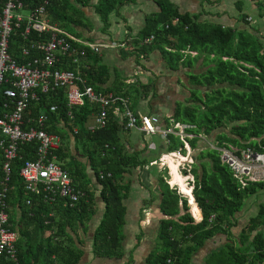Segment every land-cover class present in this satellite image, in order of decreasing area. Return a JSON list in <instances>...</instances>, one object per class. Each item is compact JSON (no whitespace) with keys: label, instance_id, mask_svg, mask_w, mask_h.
<instances>
[{"label":"trees","instance_id":"16d2710c","mask_svg":"<svg viewBox=\"0 0 264 264\" xmlns=\"http://www.w3.org/2000/svg\"><path fill=\"white\" fill-rule=\"evenodd\" d=\"M21 1L27 10L40 4L38 0ZM153 1L158 11L145 16L143 27L134 38V45L131 42L134 48L118 50L128 58L133 57L136 62L147 61L152 51L159 50L172 71H179L182 67L193 69L199 62L206 69L201 74L189 73L190 84L196 87L192 92L191 104H178L163 127L170 126L171 120L188 123L197 126L196 130L191 131L196 135L204 134L219 143L249 146L264 152L263 12L257 27L255 24L258 22L253 14L247 13L243 1L238 0L234 2L236 24L226 25L203 21V14L181 12L171 0ZM134 2L136 0H49L47 14L51 24L82 39L79 30L92 32L95 28L86 9L93 8L94 15L103 25L102 33L107 34L111 15ZM4 3L5 0H0V11ZM214 3L213 0H202L203 8L214 6ZM256 4L261 5L259 2ZM176 19L178 22L174 23ZM151 36L153 40L150 44H141ZM49 38L50 34H40L34 30L26 34V25H21L13 32L9 52L23 62L24 48ZM89 43L94 41L89 40ZM74 47L78 52H84L76 55L77 63H73L74 57L69 54L60 57L56 67L79 73L84 81L79 83V87L88 86L98 94L112 93L123 98H128L129 90L140 98L154 93L152 86L141 84H134L133 89H124L120 85L106 88L110 72L106 66L99 65L103 51L96 53L77 43ZM188 52H196L197 55ZM199 87L212 88L205 92L206 102L199 100ZM66 92L62 88L48 93L39 92V99L31 104L26 118H36L42 112L48 114L45 130L61 136L63 145L56 154L69 171L75 188L82 191L84 196L71 207L66 199L57 198L50 203L46 200V194L28 192L20 171L26 161L37 158V144L32 142L19 147V156L12 162L7 202L9 227L19 235L16 247L21 264H80L83 252L65 244L63 240L57 242L55 238H64L68 228L74 230L75 226H84L94 215L95 191H99L104 202V214L94 234L93 251L97 257L123 259V228L127 214L124 201L131 191V184L126 179L144 172L151 157L148 146L135 152L124 146L122 136L127 121L117 118L113 107L107 108L104 127L92 126L89 120L94 114H100L101 107L87 103L83 107L69 108ZM6 102L5 97L0 96V117L5 114ZM52 106L57 107L55 112H50ZM200 107L204 110L201 118L198 117ZM227 127L229 131H221ZM168 140L169 144L163 141V150L186 152L185 144L179 137L170 135ZM200 141L199 138L188 140L192 149H198ZM81 147L84 152L81 156L85 161L78 160L73 152L74 149L78 154ZM179 159L181 161L182 157ZM3 163L4 156L0 150V190L5 177ZM169 167L173 174L171 183L178 185L190 197L192 213L197 221L201 219V209L203 220L195 222L189 211L188 198L182 196L178 189H171L166 180L168 175L161 173L158 177L161 210L169 219L160 223L159 247L150 254L147 264H193L195 257L210 242L216 241L215 238L222 240L220 237L225 238V243L214 248L204 264H264V202L259 204L257 214L249 219L239 238H235L233 231L239 226L238 216L245 208V200L263 192L264 181L242 187L230 168L221 162L219 154L207 147L198 152L191 170L195 177L193 193L185 177L179 173L178 161L171 160ZM28 201L31 203L28 204ZM17 207L24 218L23 226H34L32 233L24 228L18 231L15 226L10 209ZM182 209L184 215H181ZM49 233L45 239L44 236ZM0 264L10 263L1 258Z\"/></svg>","mask_w":264,"mask_h":264},{"label":"built area","instance_id":"2783aa9c","mask_svg":"<svg viewBox=\"0 0 264 264\" xmlns=\"http://www.w3.org/2000/svg\"><path fill=\"white\" fill-rule=\"evenodd\" d=\"M38 1L40 4L37 7L27 10L21 0H5L4 7L0 11V96H4L7 100L5 114L0 117V150L4 156L3 172L5 175L0 190V259L3 258L10 264H21L16 247L19 235L9 227L10 215L7 202L12 162L18 158L21 145L32 142L37 144V158L33 161H26L20 171V176L28 192L46 194V200L50 203L57 198L66 199L71 207L75 206L84 196L82 191L75 188L69 171L64 168L56 154L63 145L61 136L45 130L49 120L48 114L42 112L36 118H26L31 104L38 101L39 92L48 93L51 90L66 89L69 108L83 107L87 103L99 105L101 107L100 114L93 115L96 127L106 125L107 108L113 107V113L117 118L126 119L127 123L124 128L126 130H139L151 137L159 136L162 141L168 144L170 135L179 137L185 144V153L170 151L167 152L169 154H161L146 168L159 165L161 167L163 163V166L167 165L169 169L167 183L171 189H178L182 196L188 198L189 204H191L190 197L183 193L178 185L171 183L173 174L166 161L168 157L175 158L174 160L179 163L178 169L181 170V167H183L182 170L185 169L184 173L179 172L185 177L186 184L193 193L195 177L191 173V166L195 162L188 140L199 138L206 147L216 151L221 162L230 168L242 187H246L249 183L264 181V152H258L249 146L239 147L228 143H219L210 140L204 134L196 135L191 131L196 130L197 126L188 123L171 120L170 126L161 127V120L158 116L133 112L130 109L128 98L112 93L98 94L88 86L79 87V83H84L79 73L56 67L60 57L69 54L74 57L73 63H77L76 55L84 54V52H78L74 47L75 43L89 47L96 53L107 49L129 50L130 45L127 39L124 43L107 42L104 44L89 43L77 39L51 24L47 14L49 0ZM25 10L30 15H22L21 12ZM177 22V19L174 20V23ZM21 25H26V34L32 30L40 34H50L47 41L35 42L30 47L23 49V62H19L9 52L13 32ZM152 40L151 36L144 39L141 44H150ZM188 53L193 56L197 55L196 52ZM56 109L57 107L52 106L50 112H55ZM155 151L156 146L151 144L148 153ZM180 156L182 157L181 161ZM187 167L191 169L187 170ZM30 203L28 201V204Z\"/></svg>","mask_w":264,"mask_h":264},{"label":"crops","instance_id":"0c3cea01","mask_svg":"<svg viewBox=\"0 0 264 264\" xmlns=\"http://www.w3.org/2000/svg\"><path fill=\"white\" fill-rule=\"evenodd\" d=\"M171 1L178 6L181 12H188L192 15L203 14L201 17L203 21L226 25L236 24V20L234 19V16L237 14L236 5L234 4V8H232L226 0H213L215 1L214 6H206L204 8L202 0ZM237 1L234 0L233 2ZM194 3L195 9L192 7ZM85 11L87 12V16L94 21L95 28L92 32L86 29L79 30L83 35V38L80 40L84 42L92 40L94 43L104 44L108 41L124 43L127 39L130 45L129 48L132 49L134 48L132 46V44L134 45V38L137 37L140 29L143 27L145 16L150 13H156L158 7L153 0H136L132 4L123 6L119 9L118 13L111 15L110 22L112 20L113 24L111 22L108 30L109 34L102 33L101 29L103 25H101L99 19L94 15L93 8L86 9ZM262 32L264 33V31ZM125 55L118 49L104 50L101 54L102 60L99 65L106 66L110 72V77L105 83L106 88H116L120 85L124 89H133L135 87L134 84L152 86L154 93L146 96L149 102L145 101L146 97L143 96L142 98L138 97L139 102L136 106L130 105L135 113L158 116L161 120V127H163L167 123L166 120L173 115L178 104H191L190 101L193 98L192 92L196 87L192 86L193 88H190L188 86L189 88H185V85L181 84L180 81L182 75L189 72L187 68L182 67L179 71H172L159 50L152 51L149 59L145 62H136L133 57L128 58ZM159 86L172 87L170 89L172 93L167 94L166 97H156L159 92ZM201 92L205 96V91L201 90ZM89 123H92V126L94 125L95 119L93 116H91ZM122 137L124 140L123 144L129 151H142L151 144L156 146L155 152L157 154L161 155L162 151H164L163 141L159 136H147L139 130H125ZM156 140H159L160 144ZM71 142L74 144L73 138ZM205 148V144L200 141L199 152ZM73 152L78 160L83 161L74 149ZM154 160L150 159L149 163ZM171 160H173L172 157L166 158L168 163ZM163 164L161 165L163 166ZM162 172L156 166H149L140 175L126 179L131 184V191L124 201L127 207V214L126 224L123 228V259L97 257L93 251L94 234L104 214V202L100 197L99 191L94 192V215L84 226H75L74 230L68 228L66 236L59 239L55 238V241L59 242L63 240L65 244L79 248L83 252L80 264H147L150 254L159 247L160 223L164 219H169L168 216H163L164 214L161 210L162 196L160 194L158 177L161 176ZM10 210L11 214L14 215V224L18 231L23 228L30 233L34 231V226L27 228L23 226L24 218L21 216L22 213L18 207ZM182 213H185L183 209L181 215H184ZM191 214L194 215L192 212ZM200 214L203 216L201 209ZM194 219L196 223L201 221L200 219L199 221L196 218ZM49 235L50 233L46 234L44 238L47 239ZM31 264L42 263L32 262Z\"/></svg>","mask_w":264,"mask_h":264},{"label":"rangeland","instance_id":"374dc122","mask_svg":"<svg viewBox=\"0 0 264 264\" xmlns=\"http://www.w3.org/2000/svg\"><path fill=\"white\" fill-rule=\"evenodd\" d=\"M190 1H194V0H190ZM233 1L234 0H226V2L228 4H230L232 8H234V2ZM242 1L244 3V10L247 13L253 14L254 19L257 20V22H258L255 25L258 27L259 26V22L261 21V19H259V16H260V14H262V12L264 14V5H262L264 3V0H254L255 3L252 0H242ZM258 2L261 3L260 6H257L256 3H258ZM192 7L195 9V3L192 5ZM21 13L24 16L30 15V13L27 10L22 11ZM109 22H110V19H109ZM111 22H112V20H111ZM111 22H110V26H111ZM213 23H215V22H213ZM112 24H113V22H112ZM119 24H120V22H119ZM108 30H109V28H108ZM108 30H107V32H108ZM107 34H109V32ZM187 69L189 70V72L187 74H185V75L182 73L183 75H182L180 81H181V84L185 85L184 86L185 88H189V87L190 88H193L192 85H190L189 73L191 71H193L196 74H201L206 69L203 68L202 62H199L193 69H189V68H187ZM171 88L172 87H167L166 88V87L159 86V92L156 95V97H161V96L166 97L167 94H171L172 93V90H170ZM200 89L201 90H204L207 93L212 90V88H209V87H200ZM129 91H130L129 92L130 105H135L136 106L137 103L139 102L138 96L132 90H129ZM198 93H199V98H200L199 100L200 101H203V102H206V99L202 95V92L201 91H198ZM145 101H148L149 102L148 97H146ZM193 106H196V104L193 105ZM198 111H199L198 112V117L201 118L203 116V114H204V110H201V107H200ZM221 131H224V132L229 131V128L227 127L226 129H222ZM156 142L160 144V141L159 140H156ZM207 148L210 149L208 146H207ZM79 150L80 151H79L78 154H79L80 158L84 161V158L81 156V155L84 154V152L82 150V147ZM162 152H161L162 155L169 154L165 150L162 151ZM198 152H199L198 149H192V158H193L194 162H196V159L195 158L197 157L196 154H198ZM148 155H149V153H148ZM195 155H196V157H195ZM158 158H159V154H157V152L151 153V157H150L151 160L158 159ZM173 159H175V158H173ZM165 166H161L160 167V165H159V166H156V167H158L161 172L163 170V172H162L163 174L168 175V173H166V172H169V169H168L167 165H165ZM193 167H194V165L191 166L192 169H193ZM162 168H165V169H162ZM182 168L183 167L180 168L181 170H179V169L178 170L181 171L182 173H184L185 172V169L182 170ZM191 168H188L187 167V170H189ZM245 201H246L245 208H243L242 212L238 216L239 217V226H238V228L233 229L235 238H239L240 232L242 231L243 228H245V226L247 225L249 219L252 216H254V215L257 214V211H258V208H259V204L261 202H264V191L263 192H260L258 195L254 196V197H252V196L248 197ZM196 205H197V203H196ZM189 211L192 212V206H191V209ZM194 218H195V216H194ZM202 218H203V216L201 215V219H200L201 221H202ZM220 238H222V240L219 241V238H215L216 241L210 242L207 245V247H205L195 257V259L193 261V264H204V260L207 258V256L210 254V252L214 248H217L221 244H224L225 243V241H226L225 238L224 237H220Z\"/></svg>","mask_w":264,"mask_h":264},{"label":"water","instance_id":"95a60500","mask_svg":"<svg viewBox=\"0 0 264 264\" xmlns=\"http://www.w3.org/2000/svg\"><path fill=\"white\" fill-rule=\"evenodd\" d=\"M191 213V212H190ZM182 214H185V213H182ZM165 217V215H163Z\"/></svg>","mask_w":264,"mask_h":264}]
</instances>
